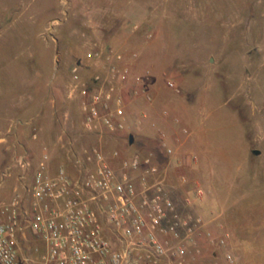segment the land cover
<instances>
[{"label":"rangeland","instance_id":"obj_1","mask_svg":"<svg viewBox=\"0 0 264 264\" xmlns=\"http://www.w3.org/2000/svg\"><path fill=\"white\" fill-rule=\"evenodd\" d=\"M110 50L131 67L126 127L87 132L72 69L88 83L103 71L88 53ZM136 78L151 101L131 94ZM162 133L170 195L201 188L205 230L235 264H264V0H0V200L21 191L25 151L72 171L71 150L102 142L115 166L161 153Z\"/></svg>","mask_w":264,"mask_h":264},{"label":"built area","instance_id":"obj_2","mask_svg":"<svg viewBox=\"0 0 264 264\" xmlns=\"http://www.w3.org/2000/svg\"><path fill=\"white\" fill-rule=\"evenodd\" d=\"M102 54L88 53L103 69L88 83L72 69L71 93L81 96L87 132H118L127 123L121 91L131 67L123 51L105 52L104 60ZM139 82L134 79L131 94L151 101ZM164 137L161 153L134 151L115 166L110 161L120 151H108L102 142L71 150L72 171L60 166L52 172L45 150L35 164L27 151L20 154L21 191L14 187L10 198L0 200V264H235L226 238L215 240L195 210L202 189L179 203L170 195L162 156L173 151Z\"/></svg>","mask_w":264,"mask_h":264},{"label":"water","instance_id":"obj_3","mask_svg":"<svg viewBox=\"0 0 264 264\" xmlns=\"http://www.w3.org/2000/svg\"><path fill=\"white\" fill-rule=\"evenodd\" d=\"M129 143L131 144L133 142V135L132 134H129ZM254 153H259L258 150H254Z\"/></svg>","mask_w":264,"mask_h":264},{"label":"trees","instance_id":"obj_4","mask_svg":"<svg viewBox=\"0 0 264 264\" xmlns=\"http://www.w3.org/2000/svg\"><path fill=\"white\" fill-rule=\"evenodd\" d=\"M128 140H129V137H128Z\"/></svg>","mask_w":264,"mask_h":264}]
</instances>
